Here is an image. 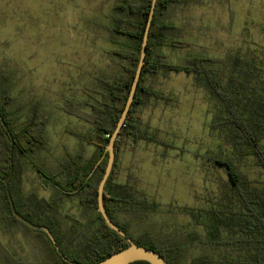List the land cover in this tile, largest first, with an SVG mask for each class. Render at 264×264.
<instances>
[{"label": "rangeland", "instance_id": "rangeland-1", "mask_svg": "<svg viewBox=\"0 0 264 264\" xmlns=\"http://www.w3.org/2000/svg\"><path fill=\"white\" fill-rule=\"evenodd\" d=\"M181 1L165 14L178 27L172 38L181 41L164 48L165 60L186 63L191 55L213 58L204 66L219 89L239 91L248 114L252 96L264 92V0ZM116 2L0 0V77H6L15 97L13 108L21 107L22 114L33 102L40 103L47 143L35 156L47 172H57L70 160L85 163L95 151L93 144L75 135L87 133L92 124L69 108L73 99L100 97V80L115 77L126 64L111 53L126 50L121 44L127 42L108 29ZM146 84L162 98L149 97L133 117L157 141L141 139L118 151L115 181L125 184L140 204L118 211L116 219L131 235L181 245L184 256L178 264H189L206 252L216 258L224 253L237 257L238 249L207 244L208 211L231 205L226 169L214 160L232 159L251 188L264 186L262 168L252 155L240 156L227 140L229 128L224 125L220 99L209 90L203 73L160 72L148 75ZM85 110L91 112L90 107ZM19 167L16 202L23 213L37 223L59 221L58 232L67 237L62 243L70 251L80 250L95 237L91 220L95 212L77 198L65 199L53 209L54 188L44 187L46 182L26 163ZM1 207L0 195V246L27 264L41 262L35 241L5 223ZM230 237L222 231V239ZM43 243L42 239V264H47Z\"/></svg>", "mask_w": 264, "mask_h": 264}, {"label": "trees", "instance_id": "trees-1", "mask_svg": "<svg viewBox=\"0 0 264 264\" xmlns=\"http://www.w3.org/2000/svg\"><path fill=\"white\" fill-rule=\"evenodd\" d=\"M181 0H157L155 13L150 27L147 43V52L141 78L137 87L132 107L126 118L119 136L115 142L117 165L118 151L125 145H133L141 139L152 141L156 135H151L141 128L140 122L133 117L137 107L146 104L151 96L162 98L159 91L153 90L146 84L148 75H156L163 72L203 73L207 79V85L213 96L220 99L224 115V125H228L229 133L225 135L231 145L235 147L240 156L252 155L258 166L264 173V92L261 96H252L249 103L250 112L243 110L240 100L241 94L237 89L230 93L218 88V81L205 62L213 61L211 57L198 55L188 56L186 63H175L165 60L164 48L175 47L177 41L172 38L177 34L178 27L165 19V14L174 3ZM184 2V1H183ZM152 0H117L111 13L110 32L124 36L126 43L122 47L126 50L114 49L111 53L126 61L121 71L113 78L101 79L100 97L93 99H73L69 112L92 124L87 133H76L81 140L95 146L91 158L85 163L76 164L72 160L62 164L57 172H47L42 164L37 161L35 154L45 148L47 139L44 133V122L39 118L41 107L35 101L25 113H21V107H14L15 97L10 92V86L6 84V77H0V113L3 116L9 131L5 128L0 118V195L3 215L1 219L5 223L15 225L19 230L28 233L34 247L39 251L38 258L42 264V239L43 248L47 252V264H95L108 257L112 253L126 247L128 242L114 231L102 217L98 208V186L106 169L109 158L107 146L109 139L117 125L130 93L131 85L140 59L141 44L146 27ZM185 3V2H184ZM187 3V2H186ZM250 98V97H248ZM251 98V99H252ZM14 104V105H13ZM83 107L84 111L79 110ZM90 107L88 113L85 108ZM17 108H19L17 110ZM21 116H25L21 120ZM13 146L14 169L9 178V188L15 202L16 210L34 222L28 214L23 213L17 205L16 196L20 194V164L26 163L46 183L43 186H52L55 190L53 209H58L65 199L77 198L78 202L95 215L91 218L96 225V235L88 239L80 250L70 251L63 245L65 233H59V221L52 220L46 225L55 236L63 255L57 250L49 235L42 229H35L19 219L12 211L4 179L10 172V154ZM218 165L226 169L228 175L227 198L231 203L222 209H211L206 223L208 229L207 244L214 248L238 249L237 257L224 253L216 258L210 252L193 257L189 264H264V186L251 188L246 176L241 174L238 165L229 158H216ZM114 167L105 186L104 204L112 221L123 229L138 245L152 248L160 253L168 264H178L182 261L184 250L181 245L159 242L145 236L131 235L127 226L116 219L118 211H129L133 203H139L133 198V193L125 188V184L115 181ZM38 201L42 199L37 198ZM144 203V201H142ZM42 207V205H41ZM226 230L231 237L222 239V231ZM34 238V239H33ZM74 239V235L71 236ZM68 241H70L68 239ZM0 264H27L16 257L11 251L0 246ZM129 264H150L148 261L138 260Z\"/></svg>", "mask_w": 264, "mask_h": 264}, {"label": "water", "instance_id": "water-1", "mask_svg": "<svg viewBox=\"0 0 264 264\" xmlns=\"http://www.w3.org/2000/svg\"><path fill=\"white\" fill-rule=\"evenodd\" d=\"M156 2H157V0H152L148 19H147V23H146V27L144 30L143 40H142V44H141V51H140V59L138 62L136 73H135V76H134V79H133V82L131 85L129 96H128L127 101H126L125 106H124V109H123L121 116L117 122V125H116L110 139H109V144L107 146V150L109 152V158H108V162L106 165L105 172H104L103 177L100 180V183L98 186V208H99V211H100L102 217L104 218L106 223L114 231H116L118 234H120L122 237L125 238V240L128 242V245L126 247L112 253L108 257L100 260L99 262H97L95 264H129L131 262L138 261V260L148 261L150 264H168L166 259L160 253H158L156 250H154L152 248H146L144 246L138 245L123 229H121L117 224H115L112 221V219L109 217L107 210H106V207H105V204H104L105 186H106L107 180L111 174V171L113 169L115 157H116L115 142H116L117 137L119 136V133H120L122 127L125 124L126 118H127L129 111L132 107L133 100L135 98V94L137 91V87H138V84H139V81L141 78V74H142V70H143V66H144L145 58H146L147 43H148V38H149L150 27L152 25L154 13H155ZM0 118H1L5 128L9 131L8 125L6 124L1 113H0ZM13 146H14V142L12 143L11 154H10V162H11L10 172L6 176V178L4 179V183H5V187L7 190V194H8V198L10 201L12 211L19 219L26 222L27 224H29L33 228L44 230L49 235V237L51 238V240L54 243L57 250L63 255V252L61 251L59 244L56 242L54 234L48 228V226L36 224V223L32 222L31 220H29L28 218H26L25 216H23L22 214H20L16 210L15 202H14L13 196L10 192L9 181H8L10 176L12 175V172L14 169ZM63 257L66 260L68 259L65 255H63Z\"/></svg>", "mask_w": 264, "mask_h": 264}]
</instances>
